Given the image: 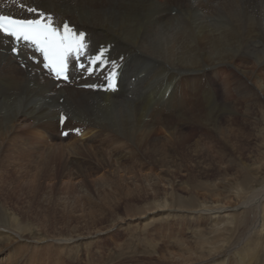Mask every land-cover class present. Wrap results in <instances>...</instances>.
I'll list each match as a JSON object with an SVG mask.
<instances>
[{"label": "bare ground", "instance_id": "1", "mask_svg": "<svg viewBox=\"0 0 264 264\" xmlns=\"http://www.w3.org/2000/svg\"><path fill=\"white\" fill-rule=\"evenodd\" d=\"M25 1L54 13L59 22L68 19L78 29H85L93 49L100 43H113L112 54L115 57L123 54L124 60L117 92H91L63 83L56 89L55 82L39 66L21 69L8 52V39L0 35V219L3 209L18 220L26 221L48 210L50 203H58L62 209L66 208V203L76 207L80 197V204L85 203L93 192L88 178L99 170L135 173L137 165L146 166L149 156L159 155V151L166 148L162 138L171 141V148L166 150L176 156L177 150L190 139L184 133V124L197 125L199 130L208 128L219 135L225 121L226 124L235 121L238 104L230 105L226 101L218 104L216 110L215 99L212 97L210 101L209 96H203L208 103L205 112L192 111L189 115L183 112L182 105L191 101L196 90H202L201 75L218 76L222 71L225 75L252 80L234 93L238 101L243 100L247 116L257 108L264 117V105L258 99L264 95V0ZM177 72L183 75L165 100L166 91L175 77H179ZM62 96L64 100L60 103L58 99ZM62 109L68 114L65 128H85L80 138L59 137L58 114ZM261 130V147H264V127ZM70 147H74V158L65 154ZM240 150L242 148L238 153ZM169 159L168 167L179 168L171 157ZM260 159L252 170L243 160L238 161L241 168L249 169L236 181L248 196L241 200L245 201L243 204L251 203V198L256 197L260 218H254V222L263 224L264 176L258 178V173L264 170V155ZM64 178L70 185L58 192L57 185ZM46 179L52 182L50 186L44 183ZM74 179L81 181L74 185L71 183ZM259 180L261 190L251 191ZM95 185L98 184L94 182ZM168 185L166 193L170 195L172 185ZM133 200L126 201L120 211L124 216L115 215L114 210L97 217L98 222H93L89 230L96 233L109 221L113 227L127 218L167 211L166 215L176 218L157 226L155 234L145 231L144 236L148 241L145 246L159 253L165 251L168 244L179 243L183 233L182 214L174 215L169 211L198 213L197 218L202 219L207 215L202 213L212 214L220 209L219 206L189 208L167 197L156 205L146 201L142 207ZM149 210L156 211L147 213ZM11 232L0 226V264L6 251L17 245L22 248L15 254L17 264H99L105 256L89 248L84 252L87 259H81L79 252L66 258L65 254L72 249L89 244L79 235L75 240L62 235L60 240L59 233L53 237L56 242L40 245L49 234L46 230L37 233L35 241L30 240V233L21 236L17 231ZM23 239L26 245L20 244ZM97 243L100 242L91 246ZM124 249L118 251L121 258L115 264H151L143 258L135 259L138 249L131 252ZM128 254L132 255L124 257ZM149 258L155 264H163L159 254Z\"/></svg>", "mask_w": 264, "mask_h": 264}, {"label": "rangeland", "instance_id": "2", "mask_svg": "<svg viewBox=\"0 0 264 264\" xmlns=\"http://www.w3.org/2000/svg\"><path fill=\"white\" fill-rule=\"evenodd\" d=\"M227 70L229 69L227 68ZM177 74L179 77H175L172 86L166 91L167 98L165 100H168L174 85L183 75L178 72ZM250 81L240 75L232 76L229 73L225 75L222 71L218 76L201 75L199 85L202 90H196L190 98L191 101L182 105L183 112L189 115V112L192 111L195 114H202L207 110L208 103L202 98L203 96H209L210 101L215 99L213 103L216 110L221 103L226 101L228 104H238L235 121H227V124L225 121L219 135L208 128L199 130L197 125L184 124L182 128L190 139L177 150L176 156L175 153H168V149L166 150V148H171V141L162 138L166 148L164 147L165 149L159 151V155L149 156L146 166L137 165L135 173L120 172L114 174L112 171L107 172V168H104L90 176L88 179L93 192L91 193L92 196L89 195L91 198L88 196L85 203L81 202L80 204L81 197L76 200L78 201L76 207L66 203V208L62 209L63 207L59 206L58 203L53 205L50 203L47 206L48 210L42 211L38 217L34 216L35 219L30 218L26 221L18 220L17 216L3 209L0 226L7 232L17 231L19 234L21 233V236L30 233V240L33 241H35L37 233L46 230L49 234L45 236L44 240H41L40 245L42 242H44L43 244L56 242L57 239L53 237L59 233L61 234L60 240L63 237L75 240L80 236L89 244L85 247L84 245L77 246L75 251L72 249L65 254V257L68 258L74 252H79L81 259H87L84 252L90 248L95 253L101 251L105 255L99 264H115L121 258L118 257V251L123 247H125L124 251L129 252L138 249L136 252L138 256L135 259L143 258L151 264L155 263L152 259L150 261L149 257L156 254L162 256L163 264H264V223L254 222V218H260V209L256 210L255 206L256 197L251 198L252 204H243L245 201L241 200L247 195L242 192L240 184L236 181L249 168L251 170L256 168L260 163L259 159L263 158L264 155V147H261V139L263 138L261 129L264 127L263 114L257 112V108H255V112L247 116L243 108V100L242 102L238 101L239 98L234 93V91L241 89L244 83H250ZM183 90L186 91L184 88ZM262 96L264 95L261 94L258 99L264 105ZM195 132L196 134H193ZM73 148L70 147L65 150V154L70 158L76 157ZM239 148H242L239 151L240 156ZM170 157L179 168L174 165L170 167L166 165L170 161ZM240 160H243L249 168H241L237 164ZM263 176L264 170L262 169L258 173V178ZM67 180L64 178L58 183V192L64 191L65 187L70 185ZM79 181L81 180L74 179L71 183L77 185ZM94 182L99 187L98 185L94 186ZM168 182L172 185L170 195L166 193L169 189L168 184H170ZM44 183L50 186L52 182L46 179ZM259 183L260 180L250 190H255V192L261 190ZM60 196L67 195L61 194ZM165 197L173 198L175 202L189 208L219 206L220 209L212 214L202 213L207 214L203 215L202 219L197 218L198 213L174 209L169 211L170 214L174 215L182 214L183 233L179 237V243H170L165 251L159 253H154L153 249H148L145 246L148 241L144 236L146 235L145 231L155 234L157 226L176 218V216L166 215L167 211L162 210L146 217L127 218L113 227H110L111 221H109L102 225V231L96 233L89 230L93 222H98L97 217L100 218L104 214H110L116 210L115 215L124 216V213L120 211H122L126 201L131 203L130 201L134 199V203H139L138 207H142L146 201L156 205L158 202H162ZM43 204L45 205V202ZM262 208V215H264V201ZM100 209L101 211H99ZM154 211L156 210H149L147 213ZM87 232H91L92 235L87 234ZM96 241L100 243L92 247L91 244ZM20 244L26 245L24 239ZM17 246L6 251L1 264H17L18 256L15 254L22 249ZM65 252L66 250L63 251V253ZM62 255L64 256L61 253ZM131 255L128 254L124 257ZM60 259L63 260V258Z\"/></svg>", "mask_w": 264, "mask_h": 264}, {"label": "snow or ice", "instance_id": "3", "mask_svg": "<svg viewBox=\"0 0 264 264\" xmlns=\"http://www.w3.org/2000/svg\"><path fill=\"white\" fill-rule=\"evenodd\" d=\"M28 11L35 12L36 9L29 8ZM64 29L61 34L50 22L43 23L39 19H16L0 14V34L34 45L36 50L44 55L47 61L45 67L51 68L57 78L67 79L65 73L68 57L83 54L86 44L83 33L77 35L67 24L64 25ZM12 51L18 53L17 48H13Z\"/></svg>", "mask_w": 264, "mask_h": 264}]
</instances>
